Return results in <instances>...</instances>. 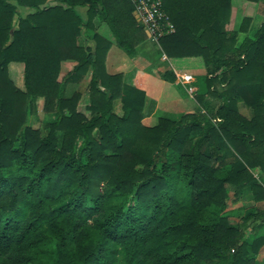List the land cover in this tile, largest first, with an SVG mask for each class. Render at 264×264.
<instances>
[{
    "label": "trees",
    "instance_id": "16d2710c",
    "mask_svg": "<svg viewBox=\"0 0 264 264\" xmlns=\"http://www.w3.org/2000/svg\"><path fill=\"white\" fill-rule=\"evenodd\" d=\"M161 1L175 31L160 49L181 67H204L195 81L204 90L199 111L149 126L146 92L106 66L113 45L135 57L146 40L130 0H0V264H257L264 14L255 30L251 16L228 30L234 0ZM89 30L94 46L80 45ZM67 60L76 64L61 77ZM14 62L25 90L9 77ZM89 73L91 116L78 109L81 92L66 95ZM39 98L55 115L46 134L31 124ZM228 186L263 207L232 223Z\"/></svg>",
    "mask_w": 264,
    "mask_h": 264
},
{
    "label": "rangeland",
    "instance_id": "374dc122",
    "mask_svg": "<svg viewBox=\"0 0 264 264\" xmlns=\"http://www.w3.org/2000/svg\"><path fill=\"white\" fill-rule=\"evenodd\" d=\"M26 10L25 8H20L22 12ZM262 14H264V0L260 2H249L246 0H234L232 14L230 21L227 24L228 30H235L240 25L242 19L245 16L253 17V30H255L262 21ZM146 33V32H145ZM146 40L140 45L142 47V52L147 56L149 60V67H157L156 69H150L156 73L155 78L146 77L138 78L137 85L131 83L129 85L135 86L143 89L146 92L147 101L146 109L143 114V123L149 126L156 125L160 117H168L171 119H179L182 115L192 112L195 113L201 109L198 102L195 100V94H191L183 86L178 79L171 82L165 76V72H170L172 70L165 68V65L158 64L157 61H166L169 66H174L173 70L177 72H189L196 76V78L202 77L205 74L204 67L196 66L193 68L181 67L182 59H168L165 54L162 53L160 47L149 40L148 35L146 34ZM243 38V35L240 36ZM155 44V45H154ZM123 57L126 56L125 51L121 53ZM202 62L201 58H198ZM12 64V63H11ZM9 65V77L14 82L15 86L20 90H25L24 86V66L23 63H18L15 65ZM62 67V66H61ZM88 75V74H87ZM88 79L78 87V89L69 90L68 97H71L75 91H79L83 94V98L79 104L78 109L86 114L91 116V113L86 109V105L89 102V93L87 92ZM198 93L204 90V82L198 80ZM167 89L168 96L165 99L161 98L160 92ZM174 92V93H172ZM37 102V114L32 118L31 124L34 128L41 129L44 134L48 132L47 122L53 121L55 115L45 114L42 111L43 99L39 98ZM239 108L242 114L248 116L250 111L244 102H240ZM59 138H60V134ZM229 197L227 200V206L224 209V214H226L230 221L234 224H240L243 222L244 218L250 212H255L263 207V204H257L254 199L251 191L247 190L240 195H235L234 187L228 186ZM263 233V230H259L256 233H249L250 237H256ZM257 264H264V246L261 248L260 252L256 255Z\"/></svg>",
    "mask_w": 264,
    "mask_h": 264
},
{
    "label": "crops",
    "instance_id": "0c3cea01",
    "mask_svg": "<svg viewBox=\"0 0 264 264\" xmlns=\"http://www.w3.org/2000/svg\"><path fill=\"white\" fill-rule=\"evenodd\" d=\"M24 11V9H23ZM80 12L86 17V8H80ZM87 18V17H86ZM99 18L96 17L93 21V24L95 27H98V31L104 35L105 37H112L113 36V32L110 28V26H108L105 23H102L99 25ZM93 30H89L86 31L82 37H80L78 39V42L80 45H84V44H88L90 46H94L95 42L92 39L93 36ZM153 44V42H152ZM155 45V44H154ZM142 47V45H139L137 48V55L135 57H130L126 52V56L123 57L121 55L122 52H124L123 49H121L120 47H118L117 45H113L108 54H107V58H106V66H107V70L110 73H117V72H122L124 74V80L125 83L127 84H131L134 83L135 85H137V81L138 78H142V77H146L147 79H150V77L155 78L156 73H154V71H150V69H156L155 72H157V67H149V60L147 58L146 55H144V53L142 52V49H140ZM159 62L158 64H162L165 65V68L173 70L174 68L172 66H169L167 64L166 61H157ZM18 63H12L11 65H15ZM76 64V61L74 60H67L64 61L62 63V67H61V77L63 75H65L68 71H70L74 65ZM24 68V66H22ZM174 71V70H173ZM90 76L91 73H89L85 79L83 80V83L88 79V82L90 80ZM195 76V75H194ZM196 77V76H195ZM82 84V81L80 83H72L69 84L67 89H66V95H69V90L71 91V89H78V87H80V85ZM133 85V84H131ZM174 93V92H172ZM161 98L165 99V97L168 96L167 93V89L166 90H162L160 92ZM146 102H148L146 100Z\"/></svg>",
    "mask_w": 264,
    "mask_h": 264
},
{
    "label": "built area",
    "instance_id": "2783aa9c",
    "mask_svg": "<svg viewBox=\"0 0 264 264\" xmlns=\"http://www.w3.org/2000/svg\"><path fill=\"white\" fill-rule=\"evenodd\" d=\"M138 23L144 28L148 38L160 47V39L175 31V26L169 15L164 11L161 0H130ZM178 81L189 93L196 94V77L189 72L174 70Z\"/></svg>",
    "mask_w": 264,
    "mask_h": 264
}]
</instances>
